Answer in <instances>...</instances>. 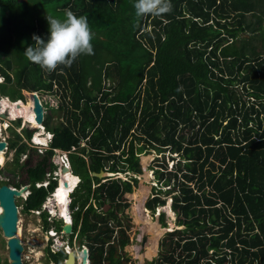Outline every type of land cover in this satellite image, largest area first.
<instances>
[{
    "label": "trees",
    "instance_id": "obj_1",
    "mask_svg": "<svg viewBox=\"0 0 264 264\" xmlns=\"http://www.w3.org/2000/svg\"><path fill=\"white\" fill-rule=\"evenodd\" d=\"M135 2L0 0V94L15 102L22 90H44L56 103L39 97L42 126L52 134L43 155L10 130L11 164L29 183L23 211H38L56 186H34L56 168L51 149L66 152L68 193L77 184L71 236L78 232L90 264H125L120 252L130 224L123 227L117 213L131 188L119 178L100 183L91 173H138L139 153L169 150L179 156L174 167L154 163L158 180L173 186L145 203L153 212L164 205L160 195L170 194L176 216L177 228L159 240L158 264H264V0H171L169 14L142 18ZM66 10L87 17L94 54L47 72L24 52L33 35L47 41L46 15L64 19ZM101 70L108 85L94 91L89 79ZM235 83L252 103L233 90ZM26 104L34 119L30 98ZM34 132L22 128L26 140ZM28 150V165L18 164ZM58 181L56 190L64 187ZM100 202L108 213L93 215ZM65 256L49 254L55 264Z\"/></svg>",
    "mask_w": 264,
    "mask_h": 264
},
{
    "label": "rangeland",
    "instance_id": "obj_2",
    "mask_svg": "<svg viewBox=\"0 0 264 264\" xmlns=\"http://www.w3.org/2000/svg\"><path fill=\"white\" fill-rule=\"evenodd\" d=\"M83 56L85 57V55ZM9 73L12 78V72L9 71ZM100 73H102V70L101 72H97L95 76L93 75L92 79H89L91 81L89 87L90 88L92 87L94 91H96L100 87H106L108 85V83L104 81L102 77H100ZM3 84H5V81L0 76V85ZM8 86L12 87L14 85L9 84ZM14 89L17 90V87L15 86ZM233 90H235L237 94L241 95L245 100H247V102L252 103L253 98H247L246 96L247 94L243 89L242 83H238V84L235 83V85H233ZM20 93L23 96V100H19L15 102L10 101L7 97H4L0 94V103L4 101L6 103L13 104V107H16L18 105V108L22 107L24 105L23 103H25V105L22 108L25 111L26 109H28L26 103H28L30 98L29 94H32V92L22 90L20 91ZM33 93H36L38 97H40L41 95L42 99L47 100L50 105L52 106L56 105L54 97L51 96L52 94L51 95L49 94L50 92L47 93L44 90H39L38 92H33ZM244 93L246 95H244ZM39 101L41 102L40 98ZM10 108H12V106H10ZM9 113H11V110L5 112V114L7 115V119H0V125L3 126L5 124L0 131V140H5L7 142L8 139L11 138L10 130H12L21 136V142H24L29 150L31 149L35 150L38 154L43 155L45 151L50 149L44 147L46 144H48L49 147V142L51 141V136H52L51 133L47 134L43 126H42L43 128L32 127L31 124L25 122L24 118L14 115L10 116ZM30 114L32 115L31 111ZM56 120L57 119L55 117L52 122H56ZM22 128L36 129V131L32 133V137L30 141L26 140L25 136L22 135ZM36 134H41V136L43 137V143H41L43 146L40 145L37 146L35 143H33V137ZM81 145L84 144L82 143ZM29 150L19 157L18 164H22L25 162L28 165V159L31 154V151ZM2 152H3V159L0 160V185L6 184L8 186L14 187L15 183H21V187H24L25 185L29 186L28 185L29 183L25 182L26 173L21 172V170H14L15 169L14 165L11 164L14 158V150L10 151L7 148ZM60 157L61 154L58 151L53 152V154L51 155L52 162L53 163L57 162L58 167L55 165L57 169L56 168H55L56 170L54 169L56 172L58 168H60V165H58V163H60ZM178 157L179 156H176L174 153H170L169 150H165L164 154H156L155 151H151V152L147 151V152L139 153L140 172L138 173L124 172V173H116V174L106 173L108 178L109 177L113 179L119 178L121 181H124L127 184H129L131 188V191L125 193L122 198L123 201L127 204L126 208L123 209V214L117 213L118 217L121 218L122 215H124L125 217V219L122 218L121 220L123 222V227L126 226V221H128L130 224V228L126 230V235L128 236L129 243L120 252V255L122 256V261H124L125 264H151V263L158 264L159 251H160L159 240L162 239L167 232H170L177 228L176 216L170 209V205L172 202L170 194L167 196H164V194L160 195L161 199H164V205L156 206L153 212L145 208V203L147 202V200H149L152 197V195L157 193L159 189L161 190L162 193L169 192L170 191L169 189L172 188L173 186L172 181L170 182V186L164 187V180H158L157 176H158L159 168L154 163V161L164 160V162L167 163L168 170H170L176 164L177 160L179 159ZM172 158L174 159L173 162L171 161ZM85 159L87 160L86 156ZM22 169L24 170L25 168ZM47 176L48 175L46 174L45 177ZM58 180L62 182L65 181L62 178V176H60ZM72 180L73 179L70 177V181ZM105 181L106 180H102L100 181V183H103ZM94 187L95 186L92 185V188ZM29 193H30L29 188H26L25 197L23 198L22 196L21 198L16 199V205L19 213L17 234L19 233V237L23 245L22 264H55L54 261H52L49 258V254H53L56 253L57 251H60L61 246L66 247V243L70 245V249H72L73 244L75 245V248H73L75 250H78V247L80 251L83 248H87L85 244L78 245L77 242H79V240L76 239L78 232H76L72 236L71 234L65 236L57 235L58 232L56 231V229L60 227V222L58 220H54L51 217H48L45 212H41L40 214H35V213H31V211L29 212L23 211L26 201L25 199H27L26 195H29ZM54 195L55 193L52 195V197H49L47 199L46 203L45 202L44 203L47 207L50 206L51 210L54 211L52 212L50 210L51 211L50 213L52 215L57 216V212H56L57 209L55 208V203L61 204L62 203L61 201L65 200L68 205L69 202L67 197L68 192L66 191L65 194L61 193L62 197L60 196L57 202L51 201L54 198ZM98 204H94L95 211L94 212L92 211L93 215H96L97 213L100 212L103 214L108 213L109 211L108 204H102L101 202L100 205ZM86 208L87 207H85V209ZM85 209H83V211ZM169 211H171L172 214H169L168 213ZM70 217L72 223V214L70 215ZM44 222H46L48 225H51V229H54L56 231V235L52 239L47 236V230L44 229ZM156 232H159V234H156ZM154 234H156L155 238L153 239L154 244H156L155 250L151 256H147L146 244ZM115 235L116 233L113 234V236ZM88 263L90 264L89 260ZM0 264H7V249L1 233H0Z\"/></svg>",
    "mask_w": 264,
    "mask_h": 264
},
{
    "label": "clouds",
    "instance_id": "obj_3",
    "mask_svg": "<svg viewBox=\"0 0 264 264\" xmlns=\"http://www.w3.org/2000/svg\"><path fill=\"white\" fill-rule=\"evenodd\" d=\"M133 7L135 9V15L137 18H142V17H146L149 15L154 16V17H162L166 14H169L172 11L171 0H136ZM46 20L49 25V29H48L49 35H48L47 41L45 42V40L42 39L41 37L33 35L32 39L35 42L34 45L27 47V49L24 52V55L28 61H30L33 64L39 65L41 69L44 71L52 72V71H55L57 67L61 65H63L64 67H70L72 63L76 61L77 58L80 57L81 55H93L94 54L93 45L91 43L93 39V35L89 27L88 19L86 16L77 17L72 11L66 10L64 19L55 18L52 15H46ZM43 119H44V116H43ZM40 127H42V125ZM46 133L50 134L47 131ZM51 139H52V136H51ZM36 145L38 146V144ZM39 145L43 146L42 144H39ZM44 148H49L48 144H46ZM51 151L52 152L58 151L61 154V156L65 154L67 163L66 165L61 164V162L58 163V165H60V168H58L56 172L55 170L58 167L57 162L53 163L51 160L54 166L55 165L57 166L56 169L52 171L51 173L49 172L47 174L48 176L44 177L43 181L37 182L34 184L36 188L42 187L46 189L51 181H54L56 183V186L54 187V189L50 193H48L47 197L45 198L44 200L45 203L47 202V199L49 197H52V195L55 193L56 187L58 185V177L56 176V174L59 171L61 173V168L63 166H67L70 169V165H69L66 152H63L58 149H51ZM70 173H71V169H70ZM27 188H29V186H27ZM73 189L67 195L68 200H69L67 208H69V204L71 202L70 194L72 193ZM24 197L25 195L23 196V198ZM44 202L42 203L38 211H31V213L38 212L40 214L41 212H45L48 217H51L54 220H58L60 222V229L59 230L56 229V231L58 233L61 232L62 234H64L61 231V227L63 225L64 220L61 221L56 215H52L50 213V210L45 209ZM69 210L70 209H68V211ZM71 214L72 213L70 210L69 216ZM70 221H71V217H70ZM70 225L72 229V223H70ZM46 230H47V236L49 238L52 239L54 237V236L49 235L51 232H53L56 235V231L54 229L50 228ZM65 235H69V234H65ZM68 250L72 251V249H70V245L66 247L61 246L60 251H57L56 253L63 252L67 256L68 253L70 252V251L68 252Z\"/></svg>",
    "mask_w": 264,
    "mask_h": 264
},
{
    "label": "water",
    "instance_id": "obj_4",
    "mask_svg": "<svg viewBox=\"0 0 264 264\" xmlns=\"http://www.w3.org/2000/svg\"><path fill=\"white\" fill-rule=\"evenodd\" d=\"M31 110L34 115V121L37 125H42L43 122V108L39 102V97L36 93L30 94ZM18 108V105H17ZM0 119H7V115L0 111ZM7 149V142L0 140V152ZM69 172L70 169L67 166L61 168V174ZM91 177H95L99 180L107 177L106 173H91ZM64 187H68L66 181L63 182ZM27 186L14 188L6 184L0 185V233L5 241L7 249V264H22L23 245L20 237L17 234L18 225V208L16 205V199L22 197V193L26 190ZM61 231L64 234L71 233V225L63 224ZM88 259V251L83 248L81 250L80 263L86 264ZM63 264H74V254L72 251L68 253L67 259Z\"/></svg>",
    "mask_w": 264,
    "mask_h": 264
},
{
    "label": "bare ground",
    "instance_id": "obj_5",
    "mask_svg": "<svg viewBox=\"0 0 264 264\" xmlns=\"http://www.w3.org/2000/svg\"><path fill=\"white\" fill-rule=\"evenodd\" d=\"M10 106H12V108H10ZM24 106V105H23ZM23 106L22 107H19V108H17V107H13V105H11L10 103H6V102H1L0 103V110L3 112V113H5L6 111H10L11 110V113H9V115L10 116H18V117H22V118H24V120L26 121V122H28V123H32L33 125H35L36 127H40L41 125H37L36 123H35V121H34V119H32V118H30V117H28L29 115H28V109H26L25 111L22 109L23 108ZM18 109V110H17ZM5 125V124H4ZM3 125V126H4ZM3 126L2 125H0V131H1V128H3ZM6 129V128H5ZM40 132V131H39ZM33 142L34 143H36V144H41V143H43V137L41 136V134H36V135H34V137H33ZM3 159V152H0V160H2ZM56 176L58 177V179H59V177L60 176H62V178L66 181V182H69L70 181V177L73 179V177L71 176V173H69V172H67V173H65L64 175L63 174H61L60 172H58L57 174H56ZM68 188L67 187H61L60 189H57V190H55V195H54V198L51 200V201H54V202H57L58 200H59V198H60V196H61V193H63V194H65L66 193V191L68 192V190H67ZM25 195V192H23L22 193V196H24ZM134 196V195H133ZM62 197V196H61ZM66 197V196H65ZM136 198V197H135ZM62 203L61 204H56L55 203V208L57 209L56 210V212H57V216H58V218L62 221V220H64V222H63V224L65 223V224H70L71 223V221H70V216H69V211H68V209H67V203H66V201L64 200V201H61ZM51 203H53V202H51ZM45 209H48V210H51V207L50 206H46L45 205V207H44ZM168 209V208H167ZM52 212H54L53 210H51ZM50 211V212H51ZM144 212H145V210H144ZM147 212V211H146ZM149 213V212H148ZM169 214H172V212L171 211H169L168 212ZM37 214H39V213H37ZM18 228V227H17ZM20 229V228H19ZM156 234H159V232H156ZM156 234H154L153 236H152V238H150L149 240H148V243L146 244V246H147V248H146V255L147 256H151L153 253H154V250H155V246H156V244H154V242H153V239L155 238V236H156ZM50 236H55V234L53 233V232H51L50 234H49ZM18 236H19V233H18ZM70 250H68V252H69ZM70 253V252H69ZM74 254V253H73ZM79 255H78V260H79ZM80 264V263H79ZM86 264H89L88 263V260H87V262H86Z\"/></svg>",
    "mask_w": 264,
    "mask_h": 264
},
{
    "label": "flooded vegetation",
    "instance_id": "obj_6",
    "mask_svg": "<svg viewBox=\"0 0 264 264\" xmlns=\"http://www.w3.org/2000/svg\"><path fill=\"white\" fill-rule=\"evenodd\" d=\"M71 231H72V229H71ZM72 233V232H71ZM57 235H63V236H65V234H62L61 232H59ZM78 243V242H77ZM79 245V244H78ZM66 246H68V244L66 243ZM78 247V246H77ZM76 247V248H77ZM73 248H75V245L73 244V247H72V251H73V253H74V264H79V262H80V258H81V251L79 250V247H78V250H75V249H73ZM78 255L80 256L79 257V260L77 259L78 258ZM67 259V256H66V258L62 261V263H64V261Z\"/></svg>",
    "mask_w": 264,
    "mask_h": 264
},
{
    "label": "built area",
    "instance_id": "obj_7",
    "mask_svg": "<svg viewBox=\"0 0 264 264\" xmlns=\"http://www.w3.org/2000/svg\"><path fill=\"white\" fill-rule=\"evenodd\" d=\"M60 162H61V164L66 165V163H67V159H66L65 154H63V155L60 157ZM35 213H38V212H35Z\"/></svg>",
    "mask_w": 264,
    "mask_h": 264
},
{
    "label": "crops",
    "instance_id": "obj_8",
    "mask_svg": "<svg viewBox=\"0 0 264 264\" xmlns=\"http://www.w3.org/2000/svg\"><path fill=\"white\" fill-rule=\"evenodd\" d=\"M11 105H13V104H11ZM16 107H17V106H16ZM59 172H60V171H59ZM77 183H78V181H77ZM75 186H76V185H75ZM75 186H74V187H75Z\"/></svg>",
    "mask_w": 264,
    "mask_h": 264
}]
</instances>
